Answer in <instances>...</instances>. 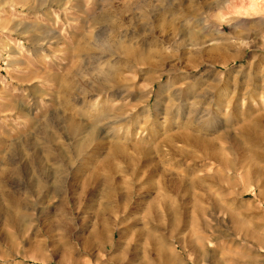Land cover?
I'll return each instance as SVG.
<instances>
[{
	"label": "rangeland",
	"instance_id": "374dc122",
	"mask_svg": "<svg viewBox=\"0 0 264 264\" xmlns=\"http://www.w3.org/2000/svg\"><path fill=\"white\" fill-rule=\"evenodd\" d=\"M171 1L0 0V173L12 180L6 192L33 203L15 225L0 219V264H264V0H195L203 8L185 25L175 16L133 32ZM108 67L101 107L118 116L100 125L108 145L127 146L129 169L115 158L104 185L108 149L87 146L62 166L66 193L29 197L47 136L73 149L54 128L66 100L59 83ZM161 199L175 208L151 207ZM104 220L110 247L98 236Z\"/></svg>",
	"mask_w": 264,
	"mask_h": 264
},
{
	"label": "bare ground",
	"instance_id": "6f19581e",
	"mask_svg": "<svg viewBox=\"0 0 264 264\" xmlns=\"http://www.w3.org/2000/svg\"><path fill=\"white\" fill-rule=\"evenodd\" d=\"M200 8H203V5L196 2L195 0H175L174 3H173V1L168 2V3H164V4H162L161 8L159 7V9H157L154 13H152L153 14L152 16L147 15V14L141 15L146 20V22L143 23V26H141L139 29L137 28V30L135 29L136 27H134L133 29H135V31H133V32L135 34L138 32H141V30H144L145 32L146 31L151 32L153 28H156V27L161 26V25L172 26L171 21L169 22V20L175 16H177L178 18H182L183 22H184L183 24L185 25L186 22L189 21L191 17L196 16L197 11L201 10ZM142 12H141V14H143ZM109 22L112 25L118 24L117 23L118 21L117 22L109 21ZM122 41L123 40H121V39L120 40L118 39V41L116 40V42L114 44L115 47L122 46ZM150 44H152V43H150ZM102 45H103V43H102ZM195 67H196L195 65L192 66V68H195ZM93 70H96L97 76L95 75L94 78H90L88 81H85V83H81L78 86L75 84V81L72 77V74H70V73H67V75L65 76V79H62L61 82L59 83L60 84L59 85V92L64 94V96L66 97V100L62 105L63 106L62 124H61L62 126L61 127L56 126L54 128H55L56 132L63 131L65 134L68 135L67 140L69 141V138H70V140H71L70 145H72L73 149H72V152L71 151L68 152V153H71L70 156H68L65 152L63 153V151H62L63 148L61 146H59V145L53 146L52 145L55 142V139L53 136H51V135H49V137L47 136L48 140L45 141L46 145L44 146V148L42 150H40L37 153L36 156L34 155V157H33L34 158L33 160L36 163H38V165L37 164H35V165L39 166V168L36 167L37 168L36 171L39 172V174H37L36 177L30 176V177L26 178L25 186L29 191V194H28L29 197L32 196L33 194H37L40 192L51 193V195H53V197L60 196L61 193H63V192L66 193V190L70 189L73 186V184L70 181H68V178H67V176L68 175L70 176V174L66 173V172L64 174L62 172V166L63 165L66 166V164H68L70 166L72 164L71 161H73L72 158H76L78 156V154L81 153L82 149H84L87 146H91L94 149V151L96 150V152H98L99 149L103 148L102 147L103 145H105V148L108 149L107 152L105 153V156H104L106 159L102 160L103 161L102 170H104V173H106V174L102 175V178L104 179V182H103L104 185H107V184L110 185L108 183L110 181V177H108V176L112 172H115L117 169V167H115L117 165H115L113 163V160L115 158H122V160L124 161V163L126 165L125 167L127 169H129V164H131L130 163L131 156L127 153V151H125L127 146H125V145L118 146V141H117V144L116 143H110L108 145L109 142L107 140V137L110 135V134H108L109 131L106 130L105 125H104V128H102V126L100 125L101 123L103 124V122L105 123L106 121L112 120L118 116L116 113L114 114L111 110L105 109V111H104V109H103L104 107H101L102 104L107 103L106 97L108 94H104L105 91L110 89L112 84L114 83L113 82V74H112L113 71H111L109 67L106 69L94 68ZM91 73H93V72H91ZM162 74H160L158 76V78H160L162 76ZM150 80H151V78H150ZM101 95H103V97H101V99L97 100L98 96H101ZM60 103H62V102H60ZM115 108H116V105H115ZM126 114H128V113H126ZM121 121H124V119H121ZM109 124H110V122H109ZM128 129H129V127H127V129H126L127 132L125 133V131H126L125 130L124 131L125 134L124 133H123L124 135L122 134L123 138H126L129 135ZM123 138H122V140H123ZM142 142H143V140H142ZM42 143H43V141H42ZM31 146H32V144H31ZM138 146L135 147L134 150L139 155L140 153H142L143 149L141 147H138ZM141 146H143V145H141ZM33 148H35V145ZM33 152H34V149H33ZM35 152H37V151H35ZM90 155L91 154L89 153L88 156H90ZM76 159H78V157ZM122 160H120V161H122ZM133 162H136V161H133ZM5 163H7V162H5ZM45 163H49V165H47V167L43 166ZM30 164H32V163H30ZM79 166H80V163L76 167V169L73 172V174L71 175V177H73L77 173ZM2 170H4V169H2ZM130 170H131V168H130ZM6 171H8V169H6L0 173V219L5 221V223H4L5 225H6V223L15 225L18 222L23 221L22 219H24V214L21 212V209L25 208V207H29V206L33 205V203H30V200L28 198L21 199V198L15 197V195L11 194V192L8 193L9 191H8V189H6V187L8 188L10 186V184H11L10 182L12 180L10 181L9 173H7ZM23 171L21 170V172H23ZM25 171H27V170H25ZM23 173H25V172H23ZM94 176L95 175L93 173L92 178H94ZM15 178L16 179H14L15 181L13 180V182H18V180L20 181V179L22 178L20 175V172L18 174H16ZM96 181H98V180H96ZM94 182H95V180H94ZM96 184L97 183H95L94 186H96ZM98 184H99V182H98ZM98 184H97V186H98ZM100 184L103 185L102 181ZM105 187H108V186H105ZM95 188H93V189H95ZM98 188H100V185ZM5 190H7L8 192H6ZM105 190H106V188H105ZM101 191L98 193H101ZM82 192H86L89 196L93 195L92 189L87 188L86 183H83L81 185V193ZM104 194L105 193H103V195ZM106 194H108V193H106ZM115 194H117V193H115ZM104 196H106V195H104ZM104 196H103V198H104ZM115 197L116 196H114V198ZM109 200H110V197H109ZM65 201H66L67 205H70L71 202L74 204V202H75L74 200L69 199V198H65ZM167 202L168 203H166V201L164 199H161L157 203H154L155 205L151 204L152 205L151 207L155 208L156 205L161 206V204H163L162 207L164 209L175 208V207H173L171 202H169V201H167ZM111 203L112 202H110V204ZM154 208H151V209H154ZM108 210H110V209H108ZM153 218H154V220L160 222L158 215H154ZM168 222H169V225H171V227L174 228L180 222V219L176 215H171L168 217ZM102 226L104 228L101 230V232L98 234V236H100V240L103 243L105 242V243H107V246H108V244H110V246H111L110 240H112L114 232H113V230L107 229L108 224L105 222V220L102 223ZM110 246H108V247H110ZM100 251H101V249H100Z\"/></svg>",
	"mask_w": 264,
	"mask_h": 264
}]
</instances>
